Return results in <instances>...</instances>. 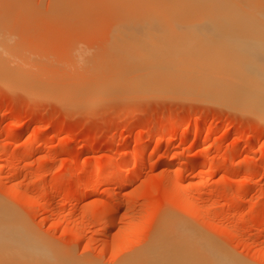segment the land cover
Instances as JSON below:
<instances>
[{
  "label": "rangeland",
  "instance_id": "374dc122",
  "mask_svg": "<svg viewBox=\"0 0 264 264\" xmlns=\"http://www.w3.org/2000/svg\"><path fill=\"white\" fill-rule=\"evenodd\" d=\"M106 3L0 0V52L18 73L0 79V223L38 245L30 252L43 249L65 264H136L168 219L173 231L194 230L240 264H264V119L199 94L109 85L117 69L104 65L115 63L101 66L95 55L96 35L115 21L102 15ZM109 158L117 175H128L124 183L102 181ZM166 226L159 238L171 237ZM0 246V264L46 263ZM175 256L162 264H176ZM186 258L179 264L205 262Z\"/></svg>",
  "mask_w": 264,
  "mask_h": 264
},
{
  "label": "bare ground",
  "instance_id": "6f19581e",
  "mask_svg": "<svg viewBox=\"0 0 264 264\" xmlns=\"http://www.w3.org/2000/svg\"><path fill=\"white\" fill-rule=\"evenodd\" d=\"M255 1L256 0H106L107 3L105 6L109 7L106 9L104 6L105 8H103L105 10L103 9L101 13L105 17L106 14L111 15H107L106 18H108V20L110 18V22L115 20L112 21V23L116 22V25L113 23V27L109 30V22L105 21V17L99 15V11L97 12L100 18L105 19H103L105 25L107 23L109 25L104 26V22H101L102 24L100 26L107 28L108 31L103 32L107 35L105 34L102 37V34H100L98 36L97 32H100L101 30L99 29L100 26L98 24H100L99 20L102 19L96 14V23H98V26H96L97 28H95V30H99L96 31V38L98 37L96 40H98V42L99 39L102 38V40L100 44L98 42L96 43L99 45V48L95 44L97 46L96 48L99 49V53L96 52V54H94L101 56V59H97L98 62L99 60H108L107 62L114 61L115 63L113 64L112 62L111 64L110 62L111 67L109 66V63L108 65H104L110 70L111 68L117 69H114L117 72L112 73L115 74V82L110 83L109 80V83L107 82L109 85H121L125 90L127 89V91L135 93L138 90L139 92L143 91V93L138 92L139 94H144L145 91L148 93L150 91V93L154 94L152 91L156 90L155 88L157 87V90L159 92L160 90H163V93H166L165 90L168 89L172 92L176 89L178 92L174 91V93H176L175 95L180 91L179 95H181V97L183 94H185V96L188 94L187 96L192 97L194 94H199L197 98L205 97V100L208 99L210 101L214 99L215 102H220L227 106H233L234 109L237 108L244 112L246 111L247 113H256L257 116H259V119L262 120L264 119V7H260L263 4L261 3L262 5H258ZM98 6H100V4ZM131 20L133 22H131ZM102 31L104 30H101V33ZM170 31H174V34H177L174 35L173 33H170ZM100 36L101 38H99ZM0 40L2 41V38H0ZM1 41L0 43L3 44L4 42L2 43ZM3 46L5 47V44L0 46L2 52H4L3 50L5 49L2 48ZM98 49L96 50L98 51ZM3 55L0 52V79L4 77L13 78L16 76L15 74L18 73H16L15 70L14 73L11 69L9 70V68H7V65L4 64L5 55ZM100 62L99 65L101 64V66H103L104 63L106 64V61L103 64ZM112 65H115L116 67H113ZM118 67L121 68L118 69ZM129 72H132L133 75L128 76ZM130 74L131 73H129V75ZM111 80L113 81V78ZM104 83L107 84L106 82ZM99 84L100 85L98 86L100 87L109 86L108 84ZM95 88L96 87H94V90ZM97 88L95 91H98ZM103 89H105V87ZM172 92L169 91L167 94ZM86 95H88V93ZM202 142L199 144L201 154L198 159L200 161L205 160L207 153L205 152L206 148ZM34 148L35 146L33 143L29 144L27 147L29 150H33ZM140 153L141 154L137 157V160L134 158V163L136 160L135 164L137 165L142 163L141 159L145 155L144 152ZM121 163L122 165L119 167L120 171L125 168L124 163ZM106 166L107 172L101 176L102 181L104 180L103 182L106 181V183H111L119 181L120 183H124L123 181H125L128 175L127 177L123 174L117 175L116 171H113L111 168L115 165L110 158L106 163ZM135 167L138 168V166ZM91 171L93 172V169ZM66 172L65 169L63 176L66 175ZM120 183L118 184L120 185ZM114 215L115 210L109 209L106 216V222L109 226L113 225ZM168 220H164L165 224L162 222L164 224H162L164 229H160V227H162L161 225L159 228L157 227L158 230L160 229L164 232L165 225H167L166 227H170L173 222L172 220ZM170 222L171 224H169ZM8 223H0V245H2V248L5 246L6 249L7 247L10 248V246L11 248L13 246L20 248L19 245L22 242H25L24 240L26 237L23 236L22 238L20 235L24 233L19 235V232L15 230L16 228H13L15 227L14 224ZM181 225L180 229L178 223V230H183V224ZM2 228H5V233L7 231V235L4 234L5 237L3 236ZM186 229L188 230L187 227ZM186 229L185 231H178V233L182 232L180 234L173 231L175 229H172V233L171 231L170 234L166 233L168 236L171 235V237H162L165 240H162V238L157 236L159 235L158 233L162 235V231L159 230L158 232L157 230L155 236L158 239L156 240V237L153 238V240L151 239V242H149V245L151 243V246H149L150 248L142 254L140 253V258L135 257L138 259H134V261H136V264H162L161 261L164 262L165 259H169L170 262L173 261L171 255H176L178 259L176 258L174 260H176V262L178 261V264L179 260L185 261L186 257H192V259L195 257L196 259L198 256L197 259L202 262L205 261L204 264H208L207 262L210 261L209 264H228L231 262L234 264H240L235 261L231 255L224 252L223 249L211 246L215 244H210V241L206 243L208 239L204 241L202 237L201 241L199 239L201 236L199 237L198 235L197 241V233H195L194 230H191L194 233L190 232V230L188 231L190 234L186 233ZM164 236L167 237L166 235ZM11 239H13V244L10 243ZM14 241L18 244L14 243ZM30 241L31 240L29 239L24 245L22 243L23 246L26 244V247L28 248H23L25 249H22L23 251L21 250L22 247L20 249L17 248V251L19 250V253L26 254L27 249L29 253L26 255H29L30 253L33 255L35 253L34 260L38 263V260L40 259V262L46 261L48 264H54V262L56 264H65L63 261L62 263L60 260L57 261V258L55 259V256L52 254L53 257L49 258V256H47V260V257H44L47 252L43 249L42 251L44 252L40 251V248L38 247L39 250L33 252L31 249L38 245H34V243H31L32 241ZM2 242H4V244H2ZM7 244L10 246H7ZM27 245L33 246L30 247ZM170 246H175V251L173 250L174 248H169ZM176 246L180 249H176ZM184 246H186L185 249ZM15 247L12 249L15 250ZM29 248H31L30 250L33 253L29 251ZM185 250H188L189 253ZM191 250H193V253ZM39 252H42L43 254L41 255ZM194 252L202 253L201 255L205 260L203 261V257ZM31 254L29 257H31ZM177 254H180V256ZM180 257H183V259Z\"/></svg>",
  "mask_w": 264,
  "mask_h": 264
}]
</instances>
